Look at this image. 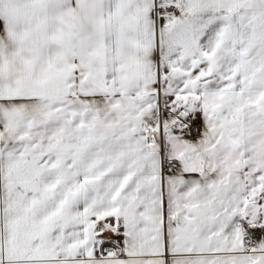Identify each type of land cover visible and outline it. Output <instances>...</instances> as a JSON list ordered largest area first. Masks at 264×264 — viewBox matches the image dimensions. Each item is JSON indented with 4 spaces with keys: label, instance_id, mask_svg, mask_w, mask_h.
Wrapping results in <instances>:
<instances>
[{
    "label": "snow or ice",
    "instance_id": "snow-or-ice-1",
    "mask_svg": "<svg viewBox=\"0 0 264 264\" xmlns=\"http://www.w3.org/2000/svg\"><path fill=\"white\" fill-rule=\"evenodd\" d=\"M0 264H264V0H0Z\"/></svg>",
    "mask_w": 264,
    "mask_h": 264
},
{
    "label": "built area",
    "instance_id": "built-area-1",
    "mask_svg": "<svg viewBox=\"0 0 264 264\" xmlns=\"http://www.w3.org/2000/svg\"><path fill=\"white\" fill-rule=\"evenodd\" d=\"M106 247H111V245H106Z\"/></svg>",
    "mask_w": 264,
    "mask_h": 264
}]
</instances>
